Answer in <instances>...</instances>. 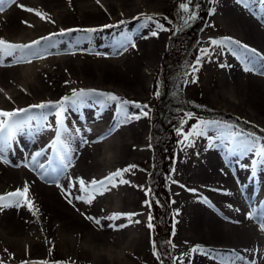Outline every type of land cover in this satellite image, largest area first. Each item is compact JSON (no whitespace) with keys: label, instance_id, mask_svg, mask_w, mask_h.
I'll use <instances>...</instances> for the list:
<instances>
[{"label":"bare ground","instance_id":"1","mask_svg":"<svg viewBox=\"0 0 264 264\" xmlns=\"http://www.w3.org/2000/svg\"><path fill=\"white\" fill-rule=\"evenodd\" d=\"M163 2L0 0V53L7 57H0V116L42 102L56 103L73 89L113 93L121 100L146 104L141 97L145 82L151 80L166 43L163 31L158 37L150 35L156 30L157 10ZM211 18L214 33L203 38L204 48H216L210 45L211 39L230 38L261 55L252 64L227 51L219 58L205 56L198 72L209 100L264 122V0H215ZM142 23L147 26L140 27ZM91 28L99 29L91 34V40L81 39L85 34L78 31L60 35L64 30ZM122 33L131 36L137 47L113 55L118 52ZM220 63L231 67L221 68ZM246 66L252 71L245 72ZM118 103L97 105L89 100L78 111L68 108L64 122L68 132L61 134V139L70 137L71 159L63 161L66 169L51 147L56 137L55 109L43 110L53 113L47 122L51 128L32 121L16 134L11 148L0 133V264H46L41 253L53 242L75 252L71 258L67 256L65 264L146 261L141 181L129 179V171H122L127 183H119L121 178H117L116 187L109 185L101 192L88 191L78 183L80 178L90 184L93 179L100 181L117 170L129 169L146 154V117L121 122L124 118ZM125 110L130 114L141 111L131 104ZM38 111L33 109L17 119ZM233 130L244 133L238 139L247 138L257 148L264 147V140L257 139L261 135L249 136L250 132L236 123ZM104 144L107 156L101 154ZM207 145L205 138H197L194 147L183 143L173 173V181L178 182L172 181L175 187L171 189L175 201L174 264H228L230 260L264 264V223L246 216L250 211L264 214V164L257 166V175L252 177L241 163L250 164L256 158L253 154L237 152L229 157L226 145L206 150ZM40 150L44 155L37 157L38 163L46 164L52 158L53 166L61 167L58 182L50 183L55 178L45 177L32 163L31 157ZM188 188L197 189V193L188 192ZM202 197L209 203H203ZM129 213L136 215L130 219L122 216ZM80 239L84 243L77 246Z\"/></svg>","mask_w":264,"mask_h":264},{"label":"snow or ice","instance_id":"2","mask_svg":"<svg viewBox=\"0 0 264 264\" xmlns=\"http://www.w3.org/2000/svg\"><path fill=\"white\" fill-rule=\"evenodd\" d=\"M237 3L240 2V0H236ZM180 9L183 10L185 13H190L186 18L181 17V20L183 21V25L186 27H191L192 21H195L199 19V14L195 9H198L200 6L199 4H193V0H186V2H181L179 4ZM152 17L149 16L147 17V21L151 22ZM126 23L125 21H121L120 24ZM118 25H104L102 27L107 28V27H117ZM147 23H142L140 24V27H146ZM155 29L151 31L150 35L152 37H158V34L160 31H168L169 29L164 26V24L159 23L158 21L155 24ZM99 29L97 28H91V29H71V30H64L63 33L60 35L64 34H70L73 31H78V32H83L85 35L81 37V39L85 40H91V34L97 32ZM176 31H180L177 29ZM142 38H147V37H142ZM47 39L50 41L52 40V37L49 36ZM77 45H79V40H77ZM210 45L216 46V48L219 49V51H216V48L209 49V48H201L199 50V53L197 54L194 63L191 66V72L193 76L195 73L199 70V66L201 65L202 60L204 59L205 56H211L215 55L217 58L225 54V51L231 53V55L236 56L237 58H242L244 59L248 64H252L255 60V57L258 55H261L260 53L257 52L256 49L250 48L246 44H242L240 41L233 40L230 38H225L222 40H216V39H211L209 41ZM235 45L236 47H232ZM52 46H55V42H52ZM116 47L118 48L117 53H113V55L120 54L122 52L128 51L129 48L135 49L137 45L133 42L131 36L125 35L122 33L121 39L117 42ZM238 49H242V51H238ZM250 52L252 55L251 57L245 56V53ZM96 55H102L101 53H96ZM0 57H4L2 53H0ZM261 59H264V56H261ZM211 62V61H209ZM219 67L221 68H230L231 65L220 63ZM245 72L252 71L250 67H244L243 69ZM264 75V73H261ZM187 82V81H185ZM192 82H195V79H193ZM159 87V86H158ZM155 95L157 97L160 96V91L157 90ZM89 100H93L95 104L97 105H104L108 102H119L118 107L119 110L121 111V114L123 116V120L121 122H128L130 120H139L143 117H148L149 116V111H145L144 109H148V105L144 104L141 105L138 102H131L127 100H121V98L113 93H104V92H96L95 90H76L73 89L71 92V95H65L60 101L56 103H39L36 105H31L28 108H25L23 110H16L14 113H7L5 116H0V133H4V144L8 147H12V142L16 138V134L23 130L25 127H28L32 121H36L38 125L46 124L48 128H51L52 125L48 124L49 116L53 115L52 112H45L43 111L44 109H55L54 115L56 117V137L51 143V147L53 151L56 153V157L58 160L61 162L62 166L64 169L68 167L67 164H63V161L65 159L70 160L71 159V149L69 148L68 141H70L69 136H64V139H61V134L62 133H67L68 129L65 127V119H66V112L68 111V108L71 107L72 110L78 111L81 106L85 105ZM131 104L132 106L139 108L141 111L139 113H133L130 114L125 110V106ZM33 109L41 110L38 111L35 115L28 116L25 119H17L21 114L23 113H29ZM186 116L188 118H192L194 116L193 113L188 112L186 113ZM187 123L186 119H182L181 124L179 127L175 129L176 135L178 137H182V139L178 140L177 143H185L188 147H194L195 146V141L197 138H205L208 141V145L206 150L208 149H213V148H218V147H225V150L227 152V155L229 157L233 156L237 152L240 153L241 156H247L248 154H253L254 157L260 158L256 159L253 158L250 161V164L246 163H241V168L245 170H250V174L252 177H255L257 175V166L260 164H264V147L262 148H257L256 144L254 141H250L247 138H241L238 139V137H244V133L241 131H234L233 130V125L228 124L227 122H222V121H217V120H200L198 123L193 124L191 128L185 133L183 131V126L184 124ZM118 126V125H117ZM78 131V130H77ZM212 131L215 132L214 136H209L208 133ZM264 131V130H262ZM249 136L255 137V133H249ZM257 139L264 140V137H257ZM216 141H219L217 144ZM0 151H3L2 148H0ZM44 155V150L37 151L32 157V163L34 165H37L39 169L42 170V175L45 177L47 176H52L55 179L50 181V183H55L58 182V177L59 175L62 174V169L61 167L58 166H53L54 165V159L50 158L47 163H38L37 162V157H41ZM134 167V166H130ZM129 169H124V170H117L115 173L112 175H109L105 178H103L100 181H97L93 179L90 184H86L85 180L83 178H80L78 183H83L84 188L88 189V191L91 189L94 192H101L107 188V186H112L116 187L117 186V178H121L119 180V183H127V181H124L122 179V171H129ZM175 169L172 168L170 169V172H174ZM223 173V169H221ZM226 174V173H225ZM170 178V177H169ZM173 183H178L177 181H173ZM181 188H185L186 186L184 185H179ZM74 187V185H73ZM67 190V189H66ZM78 192L82 193L83 190L79 189V187L76 189ZM190 193H197V189H192L188 188L186 189ZM213 191H218L221 194H229L226 190L223 189H213ZM203 203L208 204L209 200L207 197H202ZM147 206L150 208L151 207V202L146 201L145 202ZM157 204H160V201L157 199L156 201ZM170 203H175L174 200H171ZM164 206V205H160ZM231 207V205H228ZM136 214L134 213H129V214H122L123 217L125 218H131ZM176 215H179V212L176 213ZM247 215H251L252 218L259 220L260 222L264 223V214H258V213H253L250 211V213H247ZM121 217H117V219H120ZM154 219L152 215L148 216V224L147 227L149 229H152L154 225L151 223V221ZM139 223L140 221H136ZM126 226V225H125ZM114 228L120 227L119 225H112ZM155 244V242H153ZM205 255L207 253L205 250L203 251ZM161 261H163V257L160 256ZM170 264L171 261L168 258ZM228 264H243V260L240 261H235V260H230Z\"/></svg>","mask_w":264,"mask_h":264},{"label":"rangeland","instance_id":"3","mask_svg":"<svg viewBox=\"0 0 264 264\" xmlns=\"http://www.w3.org/2000/svg\"><path fill=\"white\" fill-rule=\"evenodd\" d=\"M196 0H193V4ZM181 2H186V0H164V2L162 3V8L157 10V20L159 23L164 24V26L166 28H168V31H163L166 35V43L164 45V49L162 54L160 55V62H158L157 68L155 69V72L153 74V76L151 77V80L148 81L146 80L145 82V88L143 90V94L141 95V97L143 98L144 96V103H146L149 107L148 109H145V111H149V116L145 118V120H147V132L144 136L143 139V145L145 146L144 148V152L146 154H144L140 160V162L136 163L133 162L130 166H134L133 168L129 166V168H131L129 170L128 173V178L129 179H133L135 180V177L137 178V180L142 183V199L140 200L143 201L140 204V209L141 212L140 214L143 215V219L145 221L144 224V247H145V252L147 254V259H145L146 261L143 263H138L137 264H162L163 261H161L160 257H158L152 246V235L150 233V229L147 227L148 224V214H149V207L147 206V204L145 203L146 201H148V191H149V176L148 173L149 171H152V167L151 164L154 162V155H153V145H154V140L153 137L155 136V128L153 126L154 123V115H155V107L156 104L158 102V98L155 93L157 90L160 91V88L162 86L161 84V78H160V70L162 71L163 65L162 63H164L166 58L171 59V65L169 66H174L172 69L170 70H165L164 72L161 73L162 75H164V73H170L172 72L174 69L178 70L179 65H177L176 63L178 62L177 59H179L183 54H186L187 52V46L189 43V39L194 40V36L196 34L197 38L199 40H197L196 45L199 47V50L201 48H204L205 44H204V40L203 38L206 37L207 35H211L214 33V31L211 28V16H212V12H213V7H214V3L215 0H199V5L200 7L198 8V10L200 11L199 14V19L198 21H196L195 24H192L191 26H194L193 30H187L186 33L189 34H184L185 37L183 38V40H181L178 44V47L176 48H172V46H169L171 42H176L175 38H176V33L178 31H176L177 29L182 30L185 26L183 25V21L181 20V17H187L190 13H185L183 12L182 9H180L179 4ZM197 10V9H196ZM194 23V22H193ZM198 28V29H197ZM197 31H194L196 30ZM211 34H210V33ZM203 42V43H202ZM199 50L196 53H199ZM191 66L188 68V70L186 71V73L182 74L183 71H180L176 77H175V82H174V90L173 94L174 96H176L178 98V100L180 102L183 103V106H185V110L184 113L183 111H179L177 110L181 116L185 117L184 114H186L185 112L187 111H193L190 107L194 108L195 110L199 109L201 107V103L203 105H205L206 110L209 109V111H219V112H225L226 115L228 116H233L234 118H236V120L241 121V122H245L246 124H248V126H252L249 128H246L248 132L250 133H257L261 136L259 137H264V122L259 119V120H253L252 118H247L244 115H241L239 112H237L236 110H234V108L231 106L229 107V105H221V103H218L220 105H218L215 102H211L204 90L203 84H202V80L200 79L199 76V72L197 71L195 73V75L193 76L192 72H191ZM160 69V70H159ZM159 71V72H158ZM193 79H195V82H192ZM187 81V82H185ZM159 86V87H158ZM161 93V91H160ZM131 96V95H130ZM226 107V108H225ZM201 110V109H200ZM234 110V111H233ZM208 111V110H207ZM224 113V114H225ZM210 112L208 113H203L202 116L197 115L194 113V116L192 118H188L186 116V120L187 123L184 124L183 126V131L186 133L193 124L198 123V121L200 120H211L213 117H210ZM243 124V123H242ZM231 125H234L231 124ZM244 125V124H243ZM179 127V126H178ZM247 127V126H246ZM245 128V127H244ZM262 132V133H261ZM172 139H173V153H172V168L175 169L176 167V163H177V159L181 150V146L183 143L178 144L177 141L182 139V137H178L175 133H171ZM107 145L104 144V147L102 149V153L104 156L108 155V151H106V147ZM106 153H105V152ZM104 152V153H103ZM106 154V155H105ZM102 155V156H103ZM150 167V168H149ZM137 172V174L135 173ZM173 173L174 172H170L168 173V175L165 178V183H166V187L165 191L163 192L164 196L166 197V199H169V203L171 200H173L172 198V193H171V189H172V185L175 187L174 184H172V181L174 178L173 177ZM130 174V175H129ZM138 175V176H137ZM140 177V178H139ZM170 177V178H169ZM161 189V188H160ZM13 199L17 200V196L13 197ZM144 206V207H142ZM170 208H171V213H172V218H171V226H170V243H171V253L172 255H174V247H173V231H174V212H173V206L172 203H170ZM144 210V211H143ZM143 213V214H142ZM82 239V238H81ZM79 240L80 242H77V246H82V244L84 243L83 240ZM146 243V244H145ZM54 244V245H53ZM65 245V244H64ZM64 245H58V243H51L49 245L44 246V250L41 253V259L43 260V262H45L46 264H65V262L67 261V256L69 258H71L75 252H72L70 249H66L67 251L64 250L65 246ZM48 246V247H47ZM50 246V247H49ZM70 250V251H69ZM174 258V263L176 261L175 256H172ZM121 263H125V260L121 259L120 261ZM128 263H131V261H129Z\"/></svg>","mask_w":264,"mask_h":264},{"label":"trees","instance_id":"4","mask_svg":"<svg viewBox=\"0 0 264 264\" xmlns=\"http://www.w3.org/2000/svg\"><path fill=\"white\" fill-rule=\"evenodd\" d=\"M194 4H199V0H196ZM200 6V5H199ZM196 10V9H195ZM198 13L200 11L196 10ZM197 20L190 22L191 25L195 24ZM194 22V23H193ZM195 26V25H194ZM194 26L191 27H184L182 30L178 31L176 33V42H171L169 46H172V48L178 47V43L183 40L185 37L186 30L192 31ZM198 29V28H197ZM196 29V30H197ZM194 30V31H196ZM185 32V33H184ZM197 36L195 34L194 40L191 41V39L188 38L189 43L187 46V52L186 54H183L179 59H177V65H179L178 70L174 69L170 73H164L162 75L161 73L165 70H170L174 66L171 65L170 61L171 59L166 58L164 63H162L163 68L162 71L160 70V78H161V88H160V96L158 98V102L156 104L155 109V115H154V123L153 126L155 128V136L153 137L154 145H153V155H154V162L151 164L152 171H149V193H148V202H151V207L149 208V215H152L154 219L151 221V223L154 225L151 231L152 235V243L151 246L155 252V254L158 257H163L162 264H170L168 258L171 261V264H174L173 257L171 253V243L169 238V232H170V226H171V211H170V205H169V199H166L163 192L165 191V178L168 175L171 167H172V153H173V139L171 136V133H175V129L180 126L182 119L186 118L181 116L179 111L185 110V106H183V101L180 102L178 98L173 94L174 88V82L176 75L183 71L182 74L186 73L188 68L191 64L194 63L196 58V53L198 51V48L196 43ZM191 41V42H190ZM175 48V49H176ZM159 72V71H158ZM185 75V74H184ZM193 111H187L185 113L191 112L195 113L197 115L202 116L203 113L210 112V117H213L212 119H221L226 120L230 122H234L240 126H243L245 128H249L252 126H248L245 122H241L236 120V118L228 116L224 114L223 112L219 111H209V109L206 110L205 105L201 103V107L197 110L190 107ZM201 109V110H200ZM244 125H243V124ZM247 126V127H246ZM262 133V132H261ZM264 134V133H263ZM150 168V167H149ZM161 188V189H160ZM157 199L160 201V204H157ZM164 205V206H160ZM155 242V244H153Z\"/></svg>","mask_w":264,"mask_h":264}]
</instances>
